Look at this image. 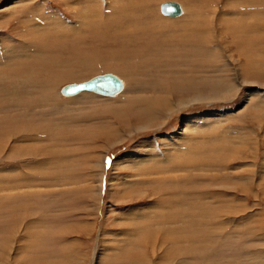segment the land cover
Segmentation results:
<instances>
[{"label": "rangeland", "instance_id": "1", "mask_svg": "<svg viewBox=\"0 0 264 264\" xmlns=\"http://www.w3.org/2000/svg\"><path fill=\"white\" fill-rule=\"evenodd\" d=\"M79 1L0 0V169L21 168L34 179L18 187L4 182L0 186V261L18 223L37 218L40 227L32 231L37 229L43 238L32 243L25 264L144 262L145 243L142 251L137 238L118 250L108 247L129 231L145 235L144 226L156 228V215L170 212L174 207L169 201L174 204L186 193L183 188L170 193L163 188L166 185L157 190L158 183H147L148 178L171 179L172 173L153 175V163L137 167L123 161L139 154L147 158L151 151L162 160L158 166H164L169 142L190 132L198 116L200 123L211 124H200V152L206 153L200 156V186L187 193L192 196L200 190V242L195 243L197 249L184 253H150L151 264H264V180L246 189L238 176L247 173L248 167L237 168L250 157L257 161V169L264 164V62L258 61L264 57V0H136L124 10L125 15L109 7L120 0H96L89 6L96 16L88 15L84 23L77 12L83 11ZM164 1H177L187 8L180 17H169L160 10ZM29 17L39 30L34 33L29 26V35H22L25 25L17 22ZM168 23L165 28L163 24ZM159 41L167 42L164 49L145 56L147 49L159 47ZM192 41H199L200 53L190 52L195 49ZM250 41L255 47L247 54L252 59L247 67L245 54L237 48ZM257 61L263 65L262 73L256 70ZM235 67L240 68L238 75ZM106 72L117 74L125 83L116 96L86 91L72 97L60 94L65 84ZM196 95L200 100L191 106L171 114L165 108L153 122L146 121V105L153 101L164 103L171 97L179 103ZM15 129L28 139L18 141L17 133L11 135ZM217 136L223 139L218 142ZM245 137L256 140L263 153L250 150L242 142ZM226 145L233 146L236 155L228 164L230 170L224 169V162L214 165L219 154L216 147ZM52 158L54 165L36 171L25 167L29 159L47 163ZM101 159L104 168H96ZM16 174L1 170L0 179L14 180ZM118 178L130 183L116 184ZM97 186L102 190L98 197L91 192Z\"/></svg>", "mask_w": 264, "mask_h": 264}, {"label": "bare ground", "instance_id": "2", "mask_svg": "<svg viewBox=\"0 0 264 264\" xmlns=\"http://www.w3.org/2000/svg\"><path fill=\"white\" fill-rule=\"evenodd\" d=\"M78 1V0H77ZM139 1H143V0H139ZM244 1V0H243ZM256 1V0H255ZM96 2V0H80L78 3H82L83 5H81L80 9H82V13H80L79 11L78 14L80 15L79 16V19L82 23H84L86 20H87V17L89 15V17H94L96 16L95 14L97 12H92L89 10V6L93 5L94 3ZM132 2H136V0H120L118 1L117 5H113L110 3V6L109 7H112L111 10H113L115 7L117 9V11H119L122 15L125 13L124 10H126L127 8H130V6H133L135 4H133ZM147 3V0H144L143 3ZM177 2V1H176ZM254 2V1H253ZM257 2V1H256ZM70 3V2H69ZM74 4H76L75 2H73ZM116 2H114L115 4ZM138 3V0L137 2ZM180 6V13L178 15H166V16H169V17H180L181 15H183L184 13V9L187 8V6H184V4H180L179 2H177ZM73 4V5H74ZM97 4V3H96ZM100 4V3H99ZM129 4V6H128ZM141 3H139V5H141ZM248 4V3H247ZM264 4V3H263ZM98 5V4H97ZM249 5V4H248ZM261 5V3H260ZM32 7V6H31ZM84 7V8H83ZM149 7H152L151 5ZM93 8V7H92ZM108 8V7H107ZM137 8V7H136ZM199 8V7H198ZM145 8H142L141 12L143 10H145ZM107 10V9H106ZM110 10V9H109ZM140 10V9H139ZM149 10V9H147ZM155 10V9H154ZM101 11V10H100ZM103 11V10H102ZM146 11V10H145ZM152 11V10H150ZM230 11V10H229ZM76 12V11H75ZM112 13V11H110ZM129 12V11H128ZM131 12V11H130ZM223 12V11H222ZM100 13V12H99ZM115 13V12H113ZM132 13V12H131ZM135 13V12H134ZM139 13V12H138ZM146 13V12H145ZM156 13V12H155ZM224 13V12H223ZM222 13V14H223ZM226 13V12H225ZM103 13H100V15H103ZM143 14V13H142ZM227 14V13H226ZM125 15V14H124ZM127 15V14H126ZM151 15V14H150ZM153 15V14H152ZM86 16V17H85ZM104 16V15H103ZM107 16V15H106ZM139 16V15H138ZM195 16V15H194ZM193 16V17H194ZM223 16V15H222ZM228 16V15H227ZM230 16V15H229ZM242 16V15H241ZM98 17V16H97ZM140 17V16H139ZM86 18V19H85ZM105 18V17H104ZM109 18V17H108ZM226 18V17H225ZM45 19V18H44ZM91 19V18H90ZM111 20V18H109ZM137 19V17H136ZM139 19V18H138ZM142 19V18H141ZM140 19V20H141ZM149 19V18H148ZM155 19V18H154ZM157 19V18H156ZM162 19V18H161ZM197 19V18H196ZM78 20V19H77ZM101 20V19H100ZM163 20V19H162ZM228 20V19H227ZM231 20V19H230ZM244 20V19H242ZM253 20V19H252ZM34 21V20H33ZM155 21V20H154ZM153 21V22H154ZM165 21V20H164ZM196 21V20H195ZM201 21V20H200ZM77 22V21H76ZM91 22V21H90ZM136 22V21H135ZM229 22V21H228ZM232 22V21H231ZM234 22H235V19H234ZM17 23H21V24H24L25 27L24 29L22 30L21 34L22 35H26L27 34L29 35V33L26 31V28H28L29 26L33 27L32 30L33 32L35 33V31L38 32L39 29L37 28H34V25L37 23V22H34L32 23V21L30 20V17L29 19H27L26 21L24 20H20L19 22ZM39 23V22H38ZM95 23V21L93 22ZM139 23V22H138ZM149 23V22H148ZM160 23V22H159ZM205 23V22H204ZM217 23V22H216ZM233 23V22H232ZM51 24V23H50ZM64 23H62L63 25ZM92 24V23H90ZM144 24V23H142ZM146 24V22H145ZM152 24V22H151ZM175 24V23H174ZM173 24V25H174ZM240 24V23H239ZM52 25H55L53 27H56V26H60L58 24H52ZM61 25V26H62ZM80 25V24H79ZM84 25V24H83ZM150 25V24H149ZM157 25V24H156ZM171 25V23H168L166 25L163 24V26L165 28H168V26ZM176 25V24H175ZM237 25V23H236ZM37 26V25H36ZM68 26V25H67ZM153 27V26H152ZM157 27V26H156ZM155 27V28H156ZM159 27V26H158ZM164 27H159L160 29L161 28H164ZM200 27V26H199ZM236 27V26H235ZM59 27H57L56 29H58ZM65 27H63L62 29H64ZM107 28V27H106ZM154 28V29H155ZM198 28V27H197ZM47 29V28H46ZM69 29V28H68ZM94 29V28H93ZM146 29H149V28H146ZM199 29V28H198ZM237 29V28H236ZM253 29V28H252ZM65 30V29H64ZM193 30V29H192ZM233 30V29H232ZM249 30V29H248ZM96 31V30H95ZM99 31V30H98ZM257 31V30H256ZM31 33V35H35L34 33ZM63 33H61L62 35H67L65 34V31H61ZM184 32V31H183ZM198 33V32H197ZM202 33V32H201ZM205 33V31H204ZM154 34V33H153ZM184 35V34H183ZM198 35V34H196ZM189 36V35H188ZM201 36V35H199ZM185 37V36H184ZM191 37V35H190ZM189 37V39H190ZM216 37V36H215ZM162 38V37H161ZM191 38H194V37H191ZM196 38V36H195ZM187 39V40H189ZM197 39V38H196ZM203 39V38H202ZM201 39V40H202ZM187 40H186V43H187ZM195 40V39H194ZM193 40V41H194ZM200 40V39H199ZM206 40V39H205ZM192 41V46L195 47V49H190L191 50L190 52H195V53H200V44L199 41L196 42L197 44L193 43ZM196 41V40H195ZM248 41V40H247ZM191 42V41H189ZM156 43H159V47L155 46L154 49L152 51H150L149 49H147V55L145 56H150L152 55V53H157V49L158 51H162V49H164V44L166 43H163L162 41H159V42H156ZM163 43V44H162ZM185 45L187 46L188 43ZM245 46L244 47H238L237 50L238 51H242L243 54H245L244 56H246V66L247 67H250L251 66V57H248L247 54L249 53V51H254L252 49H254L255 47V44L253 42L250 41L249 42H245ZM156 45V44H155ZM240 46V45H238ZM189 47V46H188ZM258 46H256L257 48ZM187 49V48H186ZM249 49V50H248ZM144 52V51H143ZM196 56V55H195ZM145 57V58H147ZM200 57V54L199 56ZM6 58V57H5ZM151 58V57H150ZM167 59V58H166ZM263 59V61L261 60ZM152 60V59H150ZM148 60V61H150ZM261 61V62H264V57L262 56V58H259L258 61ZM257 61V62H258ZM259 63L258 65H256V70L257 72H263V65L262 63ZM256 64V62H255ZM165 65H167L165 63ZM196 67V66H195ZM251 69V68H250ZM235 70V73L238 75V70L240 72V68H234ZM178 72V71H177ZM255 72V71H254ZM106 73H113V72H106ZM104 74V73H102ZM115 74V73H113ZM99 75V74H97ZM123 83V87L122 89L117 92L115 95H102V96H107V97H113V96H116L118 95L119 93H121L123 90H124V87H125V83L124 81L122 80V78L120 76H118L117 74H115ZM183 75V73H182ZM181 75V76H182ZM184 76V75H183ZM187 80V79H186ZM189 80V79H188ZM187 80V81H188ZM195 80V79H194ZM86 81V80H85ZM83 82V81H82ZM192 82H196V81H192ZM75 83H80V82H75ZM68 84H72V83H68ZM68 84H65L64 86L68 85ZM239 85V84H238ZM64 86H62V88L60 89V94H62L63 96H66V97H72V96H76L78 94L81 95L82 92H85L86 90H83V91H80L76 94H73V95H65L63 92H62V89L64 88ZM189 87V86H188ZM234 88V86H233ZM232 88V89H233ZM230 91V90H229ZM86 92H93V91H86ZM95 94H98L96 92H93ZM98 95H101V94H98ZM252 95V94H251ZM88 96V95H87ZM90 96V95H89ZM254 96V94L252 95ZM42 97V95H41ZM12 98V97H11ZM87 99V98H86ZM206 99V98H205ZM252 99V98H251ZM91 100V99H90ZM200 100V95H196L194 96L193 98H182L179 100V103H175L174 100L169 97L168 99L164 100V103L160 102L158 103L160 100H156V101H153L150 105H146L147 106V112L145 113L146 117H147V120L148 123H151L153 122L155 119H156V115H159L165 108H170L171 111L170 113L168 114H171L172 112H175V111H178L180 108H183L184 106L187 107V106H191L190 104L194 101H199ZM158 105H157V104ZM193 104V103H192ZM139 107L140 109V105H136ZM143 107H145V104L143 105ZM166 111V110H165ZM44 113V112H43ZM166 113V112H165ZM199 114V113H198ZM197 114V115H198ZM140 115V114H139ZM173 115V114H172ZM196 116V115H195ZM198 119H195V120H192V123L190 124V128H189V131L190 132H184V133H181L179 134L178 138L175 139V141H172L171 143L169 142L168 144V148L166 149V153L164 154V166H158L159 163L161 162L162 163V160H160L158 158L157 155H154L153 153H151V151H149L148 153V157L146 158L144 155H137V157H133L134 159L133 160H122L123 163H126V164H129V165H132L133 166H136V165H140V164H145V163H148V162H151L150 165H152L153 163V166L151 167V173L154 175V174H157L158 173H172L171 174V179H165L166 181H162L164 179H161V178H154V179H149L148 178V181H146L147 183H158V188L155 186V188L158 190V189H161L164 185L163 188H166V190H170V193L171 191H176L183 188L185 189V191H183L185 194V197L184 198H180L179 200H176L174 202V204L171 202V200L169 201V203H171V206L174 207V209H172L170 212H168L167 214H158L156 216H158V223H157V227L156 228H151L148 224L147 226H144L146 227V233L144 235V233L141 235V234H137L138 231H129V235H124L123 238L121 239H118L116 242H114V239H113V243L111 245H109L108 247V250L109 249H114V250H118L119 249V246L120 245H126L128 243V240L130 238H137V241H138V248L141 249V247L143 246L144 244V255H143V260L144 262H142L141 264H151V260L149 258V254L150 253H153L155 254L156 252H159V251H163V252H179V253H184L186 250L188 249H194L195 250V243L197 242H200V190H194V193H191L192 196H190V194H187L188 193V189H192L194 188L195 186V189L196 187L200 186V156L202 155H205L206 153L205 152H200V142H201V139H200V124H203V123H200V118L197 116ZM170 119V118H169ZM142 120V118H141ZM158 120V119H157ZM186 123V122H185ZM262 123V122H261ZM151 125V124H150ZM187 125V124H185ZM203 125H211V124H208V123H205ZM144 126V125H143ZM149 127V126H147ZM216 127V126H215ZM140 128V127H139ZM145 128V127H143ZM37 130V129H36ZM14 133L18 134V137L20 139H18V141L20 140H23V138H26L24 135H22V133H18L17 129H15L13 132H12V136L14 135ZM250 133H256L254 130H252ZM226 135V134H225ZM175 137V136H174ZM218 137V142L219 140L223 139L222 136H217ZM244 137V136H243ZM242 137V138H243ZM225 138V137H224ZM28 139V138H26ZM227 139V137L225 138ZM14 140V139H13ZM36 140V139H35ZM173 140V138L171 139ZM177 140V141H176ZM227 141V140H226ZM229 141V140H228ZM167 142V143H168ZM230 142V141H229ZM242 142L244 144H247L248 145V148L251 150L254 151V153L256 154H259V153H263V151L259 150V145H258V142L256 140H253L252 137L251 139L245 137L244 139H242ZM151 144V143H150ZM226 144V143H224ZM37 145V144H36ZM219 145V143H218ZM233 145V144H232ZM15 146V145H13ZM223 146V145H222ZM152 149V148H151ZM212 148H210L211 150ZM216 149H218V152L219 154L216 155L217 158L216 160L214 161V165L218 166V164L220 162H224L223 164V167L224 169H231L230 166L228 165L233 159H231L232 157H234V159L236 158V155L234 154V148L233 146L231 145H226L225 147H222L220 148L219 147H216ZM12 150V149H11ZM155 150V149H154ZM213 150V149H212ZM238 150V149H237ZM236 150V151H237ZM20 151V150H18ZM27 151L28 153H24V154H29L32 153L28 150H22V152H25ZM2 152V151H1ZM33 152H37L36 149L33 148ZM144 152V151H143ZM224 152H227L228 154L230 153H233V154H230L228 157H224L221 158L220 156V153H224ZM241 152V151H240ZM158 153V152H156ZM5 154V153H4ZM21 154V152H20ZM50 154V153H49ZM52 154V153H51ZM55 154V153H54ZM57 154V153H56ZM153 154V155H152ZM207 155L208 157H210V152H207ZM242 158L243 157V154H241ZM53 156V155H52ZM151 156V157H150ZM213 157H215V155H212ZM262 156V155H261ZM54 157V156H53ZM150 157V158H149ZM204 157V156H203ZM239 157V158H241ZM51 158V157H50ZM136 159H139V160H136ZM42 160V159H41ZM36 160V161H32V159H29L27 161V163L25 164V167L28 168L30 171H36V170H39L41 169V167H44V165L48 166L50 164H53L54 161H53V158H52V161L51 160H48V162H44L43 160ZM102 161H99V164H97V167L98 168L99 166L102 167V169L104 168L103 167V161L104 159H101ZM224 160V161H223ZM250 160H248L247 163H244V164H240V165H237L238 167L237 168H245V167H248L247 169H245V171L247 173H244V174H239L238 178L239 180L241 181L242 185H244V187L247 189L248 188H252V185L253 183H258L261 185V182L262 180H264V164L261 165V169H257L256 167H259V165H257V161L254 160L253 158L250 157ZM98 163V161H95ZM233 162V161H232ZM48 164V165H47ZM95 164L93 165V167H95ZM117 164V161L114 162L113 166ZM122 164V163H121ZM163 164V163H162ZM161 164V165H162ZM54 165V164H53ZM139 165L137 167H139ZM205 165V164H204ZM228 165V166H227ZM211 166V165H210ZM129 167V166H128ZM220 167V166H219ZM43 168V169H44ZM150 168V167H149ZM221 168H222V163H221ZM36 169V170H35ZM53 169V168H52ZM3 170V171H13V173L17 172V178L12 180V179H8L6 178L3 179L1 178L3 181H1L0 179V186L2 184V182L4 183H7V184H10L11 188L12 187H18V186H22L24 185V182L25 183H30L32 182L31 180L33 179H30L28 177H30V174L29 173H22V169H18L16 167H9V168H1L0 171ZM165 170V171H164ZM239 170V169H238ZM243 170V169H242ZM22 171V172H20ZM232 172V171H231ZM228 174V173H227ZM225 174V175H227ZM35 175V174H33ZM161 175V174H160ZM164 175V174H163ZM22 176V177H21ZM230 176V175H229ZM169 178V177H168ZM38 178H36L37 180ZM42 179V178H41ZM51 179L53 181H58L57 178H53V176L51 177ZM115 179V178H114ZM120 178H118L116 184H123L125 186V184H129L130 181H128L126 178L121 180V182H119ZM122 179V177H121ZM34 180V179H33ZM35 180V181H36ZM50 180V179H49ZM93 180V179H92ZM24 181V182H23ZM34 181V182H35ZM38 181V180H37ZM40 181V180H39ZM48 182V181H47ZM142 182V181H141ZM139 183V182H138ZM27 185V184H26ZM25 185V186H26ZM40 185V184H39ZM47 185V184H46ZM50 185V184H48ZM162 185V186H161ZM24 186V187H25ZM28 186V185H27ZM33 186V185H32ZM117 186V185H116ZM129 186V185H128ZM171 186V187H170ZM121 187V186H120ZM170 187V188H169ZM20 188V187H19ZM101 187L100 186H97V188L95 187V190L91 191L92 193H95V196L98 197L100 196L101 194ZM15 189V188H13ZM18 189V188H17ZM177 192V193H178ZM174 193V192H172ZM259 195V194H258ZM13 196V195H12ZM160 196H163V195H160ZM171 196V195H170ZM182 196V195H181ZM226 196V195H225ZM232 196V195H231ZM17 197V196H16ZM172 197V196H171ZM228 197V196H227ZM166 197H161L160 199H165ZM175 198V197H174ZM236 199V198H235ZM162 201V200H161ZM168 201V199H167ZM173 201V200H172ZM180 204H179V202ZM234 201V200H233ZM241 201V200H240ZM165 203H167L165 201ZM195 203V204H194ZM173 204V205H172ZM184 206V207H183ZM244 206V205H243ZM172 207V208H173ZM180 208V211H176L175 209H178ZM186 209H189L190 211H187ZM174 211V214L173 212ZM186 215V219L184 218ZM151 217V216H150ZM149 217V218H150ZM148 218V217H147ZM148 218V219H149ZM34 219V218H33ZM154 220V219H153ZM39 219L36 218V220H30V219H24L22 221H20L17 225V228H19V230L16 228L15 231L13 232L12 236H10V239L9 240V244H8V247L9 250H5L3 251V260L0 261V264H25L24 262L26 261V259L24 258L27 253L29 254V252L31 251V248L33 249V244L36 242V239L37 240H40L43 238V235L40 231H35L37 229H35L34 231H32V229H34V227H37L39 225ZM151 222V221H150ZM251 222V221H250ZM92 223V222H91ZM154 224V223H153ZM139 225V224H138ZM146 225V224H145ZM154 226V225H153ZM156 226V225H155ZM40 227V226H38ZM255 227V226H254ZM262 227V226H261ZM132 228V227H131ZM251 228V227H250ZM144 229V228H143ZM143 229H141V231H143ZM90 231V230H89ZM26 234V235H25ZM109 234H113V233H109ZM103 235V234H102ZM229 235V234H228ZM255 236V235H254ZM142 237V238H141ZM28 238H32L31 241H28L26 239ZM23 240H26V242H23ZM136 240V239H135ZM101 241V240H100ZM103 241V240H102ZM107 241V240H106ZM111 241V240H110ZM109 240L107 242H110ZM136 241V242H137ZM6 242V241H5ZM119 242V243H118ZM132 242V241H130ZM33 243V244H32ZM118 243V244H117ZM122 243V244H121ZM36 247V246H35ZM100 248V247H99ZM198 247H196L197 249ZM98 249V248H97ZM104 253V252H103ZM2 254V253H1ZM166 255V254H165ZM148 257V258H147ZM152 257V256H151ZM65 259V258H64ZM61 260V259H60ZM153 260H154V257H153ZM62 261V260H61ZM65 262V261H64ZM63 262V263H64ZM67 262V260H66ZM69 262V261H68ZM26 263H28V261H26ZM61 262V264H63ZM77 263V262H75ZM74 263V264H75ZM161 263V262H160ZM65 264V263H64ZM68 264V263H67ZM70 264H73V263H70ZM155 264V263H154ZM179 264H182V263H179ZM185 264V263H184Z\"/></svg>", "mask_w": 264, "mask_h": 264}, {"label": "water", "instance_id": "3", "mask_svg": "<svg viewBox=\"0 0 264 264\" xmlns=\"http://www.w3.org/2000/svg\"><path fill=\"white\" fill-rule=\"evenodd\" d=\"M160 10L166 15H178L180 6L176 1H164L160 5ZM123 87L122 81L113 73H104L91 77L90 79L72 83L64 86L62 92L65 95H73L80 91H93L101 95H115Z\"/></svg>", "mask_w": 264, "mask_h": 264}]
</instances>
